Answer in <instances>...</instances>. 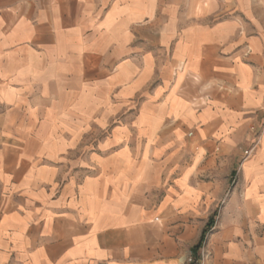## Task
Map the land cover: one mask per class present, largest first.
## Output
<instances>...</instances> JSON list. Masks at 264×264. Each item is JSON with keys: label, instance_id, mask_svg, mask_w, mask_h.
<instances>
[{"label": "crops", "instance_id": "1", "mask_svg": "<svg viewBox=\"0 0 264 264\" xmlns=\"http://www.w3.org/2000/svg\"><path fill=\"white\" fill-rule=\"evenodd\" d=\"M263 14L0 0V264H264Z\"/></svg>", "mask_w": 264, "mask_h": 264}, {"label": "trees", "instance_id": "2", "mask_svg": "<svg viewBox=\"0 0 264 264\" xmlns=\"http://www.w3.org/2000/svg\"><path fill=\"white\" fill-rule=\"evenodd\" d=\"M212 226H213V221L211 219L209 221L208 225H207V229L204 230V232H203V234H202V236L200 238V241H199L198 245L192 251L194 259L198 260V258H199L198 253L201 250V248L204 246V243L206 241L207 234L209 233V231H210V229H211Z\"/></svg>", "mask_w": 264, "mask_h": 264}, {"label": "built area", "instance_id": "3", "mask_svg": "<svg viewBox=\"0 0 264 264\" xmlns=\"http://www.w3.org/2000/svg\"><path fill=\"white\" fill-rule=\"evenodd\" d=\"M255 150V147H252L251 149H249V150H246L245 151V156H246V158L247 157H249L252 153H253V151ZM194 263V261H190V264H193ZM194 264H197V263H194Z\"/></svg>", "mask_w": 264, "mask_h": 264}, {"label": "rangeland", "instance_id": "4", "mask_svg": "<svg viewBox=\"0 0 264 264\" xmlns=\"http://www.w3.org/2000/svg\"><path fill=\"white\" fill-rule=\"evenodd\" d=\"M263 17H264V14H263ZM253 147H256V146H253ZM207 238V237H206Z\"/></svg>", "mask_w": 264, "mask_h": 264}]
</instances>
